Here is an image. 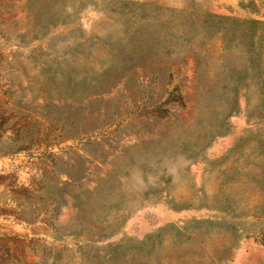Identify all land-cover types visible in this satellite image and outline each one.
<instances>
[{
    "label": "rangeland",
    "instance_id": "rangeland-1",
    "mask_svg": "<svg viewBox=\"0 0 264 264\" xmlns=\"http://www.w3.org/2000/svg\"><path fill=\"white\" fill-rule=\"evenodd\" d=\"M262 88L264 0H0V264H264Z\"/></svg>",
    "mask_w": 264,
    "mask_h": 264
},
{
    "label": "trees",
    "instance_id": "trees-1",
    "mask_svg": "<svg viewBox=\"0 0 264 264\" xmlns=\"http://www.w3.org/2000/svg\"><path fill=\"white\" fill-rule=\"evenodd\" d=\"M223 35H224V32H223ZM231 94L230 93H226V96L228 98H230V100L234 101L235 100V97L237 96V93H239V87L236 85L232 88L231 90ZM260 101L264 103V90L262 88L261 92H260Z\"/></svg>",
    "mask_w": 264,
    "mask_h": 264
}]
</instances>
